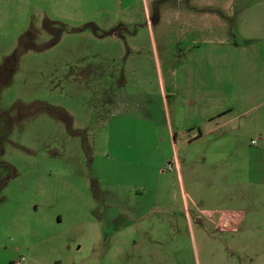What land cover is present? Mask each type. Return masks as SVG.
I'll use <instances>...</instances> for the list:
<instances>
[{"label":"rangeland","instance_id":"374dc122","mask_svg":"<svg viewBox=\"0 0 264 264\" xmlns=\"http://www.w3.org/2000/svg\"><path fill=\"white\" fill-rule=\"evenodd\" d=\"M188 2L0 0V264H264V0Z\"/></svg>","mask_w":264,"mask_h":264},{"label":"crops","instance_id":"0c3cea01","mask_svg":"<svg viewBox=\"0 0 264 264\" xmlns=\"http://www.w3.org/2000/svg\"><path fill=\"white\" fill-rule=\"evenodd\" d=\"M189 0H187V3L189 4V2H188ZM198 2V1H197ZM188 7H193V8H196V6L195 5H193L192 3H191V5H188ZM116 36V35H115ZM121 111V110H120ZM167 115L168 116H170V114H169V110L167 109ZM169 134L170 135H172V130H169Z\"/></svg>","mask_w":264,"mask_h":264},{"label":"trees","instance_id":"16d2710c","mask_svg":"<svg viewBox=\"0 0 264 264\" xmlns=\"http://www.w3.org/2000/svg\"><path fill=\"white\" fill-rule=\"evenodd\" d=\"M3 139H4V137L2 136V137L0 138V143H1V141H2ZM7 178H9V176H8ZM7 178H6V179H7Z\"/></svg>","mask_w":264,"mask_h":264},{"label":"built area","instance_id":"2783aa9c","mask_svg":"<svg viewBox=\"0 0 264 264\" xmlns=\"http://www.w3.org/2000/svg\"><path fill=\"white\" fill-rule=\"evenodd\" d=\"M168 169H171V167H168Z\"/></svg>","mask_w":264,"mask_h":264}]
</instances>
